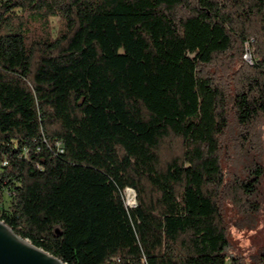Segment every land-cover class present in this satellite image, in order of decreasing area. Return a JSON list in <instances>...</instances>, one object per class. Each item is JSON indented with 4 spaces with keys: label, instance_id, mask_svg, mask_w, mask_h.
<instances>
[{
    "label": "trees",
    "instance_id": "1",
    "mask_svg": "<svg viewBox=\"0 0 264 264\" xmlns=\"http://www.w3.org/2000/svg\"><path fill=\"white\" fill-rule=\"evenodd\" d=\"M263 210L264 0H0L17 235L67 264H264L227 218Z\"/></svg>",
    "mask_w": 264,
    "mask_h": 264
},
{
    "label": "water",
    "instance_id": "2",
    "mask_svg": "<svg viewBox=\"0 0 264 264\" xmlns=\"http://www.w3.org/2000/svg\"><path fill=\"white\" fill-rule=\"evenodd\" d=\"M0 264H67L29 240L17 235L0 220Z\"/></svg>",
    "mask_w": 264,
    "mask_h": 264
},
{
    "label": "rangeland",
    "instance_id": "3",
    "mask_svg": "<svg viewBox=\"0 0 264 264\" xmlns=\"http://www.w3.org/2000/svg\"><path fill=\"white\" fill-rule=\"evenodd\" d=\"M56 23V20H53ZM253 42V39L251 40ZM251 48V43L249 42ZM244 60L250 65L251 56H254V51L249 50L247 44H245ZM132 191V190H130ZM127 191V198L132 200L134 192ZM227 218L231 223V246L229 252L231 254L244 255L247 261L250 260L252 255H255L260 247L264 245V210L259 218V225L256 229L250 230L248 228L240 229L236 224L248 223L243 221L242 217L236 214L234 211H230L227 214Z\"/></svg>",
    "mask_w": 264,
    "mask_h": 264
},
{
    "label": "built area",
    "instance_id": "4",
    "mask_svg": "<svg viewBox=\"0 0 264 264\" xmlns=\"http://www.w3.org/2000/svg\"><path fill=\"white\" fill-rule=\"evenodd\" d=\"M129 191L131 190V189H128ZM127 190V191H128ZM130 192H134L133 190L132 191H130ZM135 200H136V194H135V192H134V195H133V198H132V200H129L128 198H127V200H126V204H127V206H133L134 204H135Z\"/></svg>",
    "mask_w": 264,
    "mask_h": 264
}]
</instances>
